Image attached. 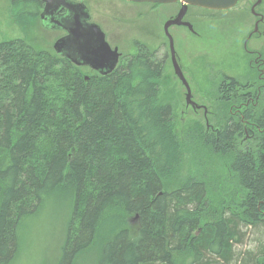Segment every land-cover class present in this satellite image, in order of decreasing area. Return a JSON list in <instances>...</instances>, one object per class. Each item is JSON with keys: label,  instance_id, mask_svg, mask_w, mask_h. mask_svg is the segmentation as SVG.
Listing matches in <instances>:
<instances>
[{"label": "trees", "instance_id": "1", "mask_svg": "<svg viewBox=\"0 0 264 264\" xmlns=\"http://www.w3.org/2000/svg\"><path fill=\"white\" fill-rule=\"evenodd\" d=\"M13 7L23 32L39 0ZM162 65L141 48L109 76L85 80L25 39L0 44V264L17 258L29 220L62 191L76 211L64 264L100 228L108 236L99 264H264V134L257 152L235 147L254 110L262 113L252 126L264 132V96L253 97L255 107L249 102L238 121L215 132L195 123L181 137L160 97ZM235 84L217 93L239 90ZM185 149L207 161L233 155L234 188L205 175L179 182Z\"/></svg>", "mask_w": 264, "mask_h": 264}, {"label": "rangeland", "instance_id": "2", "mask_svg": "<svg viewBox=\"0 0 264 264\" xmlns=\"http://www.w3.org/2000/svg\"><path fill=\"white\" fill-rule=\"evenodd\" d=\"M73 1L84 3L91 18L93 16L98 22L107 20L105 30L108 32V39L118 47L121 54L136 55V45L144 44L150 50L159 48L160 57L167 55L159 78L160 97L172 107L174 129L179 136L182 137L195 123L202 125L208 132H215L225 121H238L239 117H243L247 101L240 98L241 94L235 101L228 102L217 93V87L225 77L234 79L244 87L251 81L243 42L254 29L251 8L254 6L255 13L264 15V1L258 3L257 0H242L233 9L225 12L202 15L196 11L203 19L194 27L196 33H199L198 36L186 29H169L175 53L182 68L186 70L184 76L194 100L205 107L206 113L204 110L195 112L186 107L185 90L173 73L169 59V42L163 32L166 14L173 12V6L157 10L149 5H124L116 0ZM10 14L9 0H0V42L24 38L33 47L53 53L51 45L57 38V33L34 31L27 36L14 33L9 27ZM36 22L37 19L34 21V30H37ZM261 44H264V20L258 26V32L247 43L248 49H261L264 52V45ZM157 58L160 59L159 56ZM80 72L83 77L86 75V70ZM51 89L54 90L53 87ZM56 92L57 90L54 94ZM250 103H254L252 105L255 107V102ZM261 113L259 110L252 111L253 121L243 123L244 135H237L236 149L257 152L264 132L253 127L252 122L260 118ZM232 158L233 155H230L207 161L198 155L194 158V154L185 149L180 159L177 180L183 182L205 175L214 184L234 188L237 179L229 171ZM42 204L43 207L25 227L21 238H24V243L21 242L17 258L10 264H64L61 251L70 224L75 219L74 205L63 191L53 193ZM129 222H135L133 217ZM72 225L75 228V223ZM106 230L100 228L94 243L77 255L72 264H99L104 257L102 244L108 236Z\"/></svg>", "mask_w": 264, "mask_h": 264}, {"label": "water", "instance_id": "3", "mask_svg": "<svg viewBox=\"0 0 264 264\" xmlns=\"http://www.w3.org/2000/svg\"><path fill=\"white\" fill-rule=\"evenodd\" d=\"M44 4L40 14L43 28L48 30L63 29L67 35L53 45L56 55L63 57L68 63L76 66L88 67L102 76L110 75L119 62L120 54L117 49L111 50L105 42L104 34L98 26L89 23L90 16L82 3L70 0H41ZM136 4L167 5L181 2L184 7L193 6L210 11H226L232 9L240 0H123ZM264 0H257L258 3ZM65 10V16L59 17V12ZM183 10L179 16L166 22L163 31L169 42V55L175 76L179 79L186 90L185 103L194 109L191 102V91L178 66L173 40L168 29L171 26H185L181 22ZM189 27V26H188ZM190 28V27H189Z\"/></svg>", "mask_w": 264, "mask_h": 264}, {"label": "flooded vegetation", "instance_id": "4", "mask_svg": "<svg viewBox=\"0 0 264 264\" xmlns=\"http://www.w3.org/2000/svg\"><path fill=\"white\" fill-rule=\"evenodd\" d=\"M72 2H75L73 0H70ZM118 2H121V3H124V5H149L151 7H155L157 8V10H160L162 7H170V6H173L174 7V10L173 12H168L166 14V22H169V21H173L175 20L180 12L183 10L184 14H183V17L181 18V22L183 24H186L185 26H171V27H177V28H180V29H186L188 30L190 33H192L193 35H197L196 31L194 30V27H196L199 23H200V20L202 21L203 19L201 18V16L204 14V13H211V12H215V13H218V12H225V11H210V10H205V9H201V8H198V7H193V6H187L185 8L184 5L181 3V2H176V3H173V4H167V5H157V4H136V3H131V2H126V1H123V0H116ZM242 1V0H240ZM238 1V3L240 2ZM249 1H253V0H249ZM256 1V0H254ZM75 3H81V2H75ZM237 3V4H238ZM85 7L86 5L84 3H82ZM236 4V5H237ZM9 7H10V10H11V18L9 20V27L10 29L14 32V33H18L19 35H28V33L30 35H32L34 33V31H44V32H49V33H57V38L55 39V41L52 43L51 45V50L53 52V54L59 58L60 60H62L63 62H66L68 63V61L66 59H64L63 57L61 56H58L54 53L53 51V45L56 41H58L59 39L65 37L67 35V32L63 29H53V30H48V29H45L42 27L41 25V21H40V14L41 12L43 11V7H44V4L41 0H39V8H35L36 9V19H37V22H36V25L37 26V30H34V23H29V24H26V27L24 28L25 33L22 32L21 28H18L16 25H15V19H14V16H15V13H16V10H17V7H13V0H9ZM254 7V6H253ZM251 8V14L253 15L254 17V26H253V31L249 32V34L247 35V37L245 38L244 42H243V50H244V53L247 55V65H248V71H249V74L250 76H252L251 78V84L249 86V83L246 84L245 86V89L242 93V97L247 101V104L250 102V101H254L255 99H253V97L257 98L259 96H264V52L259 49V50H254V49H248V45L247 43L250 42V40L253 38V36L258 32V26L263 22L264 20V15H261V14H258V13H255L254 11V8ZM87 11H88V14L90 16V20H89V23L91 24H94L96 26L99 27V29L101 30V32L104 34V39H105V42L109 45L110 49L113 50V49H117L118 53L120 54V58H119V62L117 64V66L119 65L120 61L125 57V56H128V55H123L121 54V52L119 51L118 47L113 45L109 39H108V32L105 30L107 29L105 27V23L107 22L106 21H100L98 22L96 19H94V17L92 16L91 18V15L89 13V10L88 8L86 7ZM233 9V8H232ZM231 10V9H229ZM196 11L198 12H201L202 15H199ZM228 11V10H226ZM59 17H64L65 16V10L63 11H60L59 13ZM93 15V14H92ZM35 19V20H36ZM121 19V18H120ZM119 19V20H120ZM14 20V21H13ZM34 20V21H35ZM164 23V24H165ZM142 24V22H141ZM163 24V26H164ZM142 26V25H141ZM190 28H189V27ZM169 27V29L171 28ZM168 29V31H169ZM164 32V31H163ZM18 39V38H17ZM19 39H24V38H19ZM16 40V39H14ZM173 40V39H172ZM11 41V40H10ZM4 42H8V41H2L0 42L1 43H4ZM261 45H264V44H261ZM141 48H146L147 50L151 51V53H155L156 56H159V58L162 60L163 63H165V58L167 57V55H165L164 57H160L159 55V48L156 49H148L144 44L142 45H136V49H137V52L136 54L141 50ZM175 57H176V60H177V63H178V66L182 72V75L186 81V78L184 76V73H186V70L182 68L181 64H180V61H179V57L177 56V54L175 53ZM169 59H170V55H169ZM170 63H171V59H170ZM70 65H72L76 70H77V73L82 75L80 70H86V75L84 76V79L85 80H88L89 78L91 77H106V76H102L101 74H99L98 72L88 68V67H84V66H76L74 65L73 63H68ZM116 66V67H117ZM171 66H172V63H171ZM173 69V67H172ZM173 73H174V70H173ZM175 75V74H174ZM109 76V75H108ZM176 77V76H175ZM177 78V77H176ZM234 81V79L232 78H226L224 80H222L220 82V84L218 85L217 87V91L220 90V87L223 85V83H226L227 81ZM177 80L179 81V79L177 78ZM235 82V81H234ZM179 83L182 85V83L179 81ZM186 83L188 84V82L186 81ZM229 83V82H228ZM236 83V82H235ZM237 87H238V83L235 84ZM183 86V85H182ZM189 86V84H188ZM240 86V85H239ZM184 88V86H183ZM190 88V86H189ZM239 88V87H238ZM185 90V88H184ZM240 90V88H239ZM239 90H235L232 91V92H223L220 94V96H224L227 98V101H235L236 98H239ZM191 91V89H190ZM185 95H186V90H185ZM238 100V99H237ZM191 102L194 103V109H192V107L190 105H186V107H190L193 111L195 112H198L200 110H204V113H206V109L204 106L200 105L197 103V101L194 100V96L192 95L191 93ZM186 104V103H185ZM246 104V105H247Z\"/></svg>", "mask_w": 264, "mask_h": 264}]
</instances>
